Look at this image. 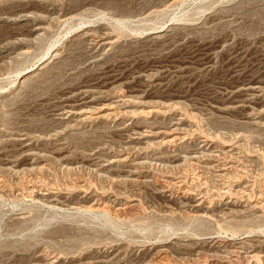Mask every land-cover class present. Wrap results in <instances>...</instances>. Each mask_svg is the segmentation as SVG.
<instances>
[{"label": "rangeland", "instance_id": "1", "mask_svg": "<svg viewBox=\"0 0 264 264\" xmlns=\"http://www.w3.org/2000/svg\"><path fill=\"white\" fill-rule=\"evenodd\" d=\"M219 263L264 264V0H0V264Z\"/></svg>", "mask_w": 264, "mask_h": 264}, {"label": "bare ground", "instance_id": "2", "mask_svg": "<svg viewBox=\"0 0 264 264\" xmlns=\"http://www.w3.org/2000/svg\"><path fill=\"white\" fill-rule=\"evenodd\" d=\"M34 69V68H33ZM34 71V70H33ZM30 72H32V70L30 71ZM30 72H28V73H25L26 75H23V76H27ZM244 84V83H243ZM88 87V86H87ZM246 87H248V88H251V89H253V88H255V87H257V85L256 84H246ZM88 97V96H87ZM126 97V99L127 100H133V99H135L136 97L135 96H133V95H130V96H125ZM125 98H123V100H124ZM163 99H165V98H163ZM122 100V101H123ZM168 101V100H167ZM119 103V102H118ZM95 105H96V103H95ZM114 105H113V103L111 102V103H105V104H102V105H98V107H95L94 109H95V111H96V113L98 114V115H101V116H103V117H109V116H111L112 115V111L111 110H114ZM119 107V106H118ZM87 108H89V107H87ZM82 109V108H81ZM77 110H79V109H77ZM108 111H111L110 113L108 112ZM115 111H116V109H115ZM115 111H114V113H115ZM119 111V110H118ZM144 111V110H143ZM108 112V113H107ZM125 113V112H124ZM100 117V116H99ZM136 128V127H135ZM137 129V128H136ZM142 128H139V129H137L136 130V135L138 136V135H141L142 134V131L143 130H141ZM152 130V129H151ZM128 131V130H127ZM154 131V130H153ZM172 132V131H171ZM147 133H149V131L147 132ZM170 133V132H169ZM168 133V134H169ZM152 134V133H151ZM155 134H157V133H155ZM148 135H150V134H148ZM178 137V136H177ZM169 139V138H168ZM6 157V156H5ZM9 164V163H8ZM7 164V165H8ZM69 165V164H68ZM43 167V166H42ZM70 169V168H69ZM68 170V169H67ZM133 183H135V182H133ZM173 184V183H172ZM169 185V184H168ZM157 190V189H156ZM220 250V249H219ZM228 253V252H227ZM253 253V252H252ZM255 256H256V254H254ZM252 256V255H251ZM252 257H254V256H252ZM221 263V262H220ZM219 263V264H220Z\"/></svg>", "mask_w": 264, "mask_h": 264}]
</instances>
